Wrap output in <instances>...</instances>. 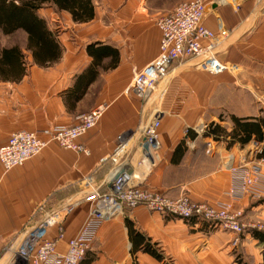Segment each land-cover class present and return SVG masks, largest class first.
Instances as JSON below:
<instances>
[{
  "label": "crops",
  "instance_id": "0c3cea01",
  "mask_svg": "<svg viewBox=\"0 0 264 264\" xmlns=\"http://www.w3.org/2000/svg\"><path fill=\"white\" fill-rule=\"evenodd\" d=\"M185 1L166 0L160 8L169 13ZM93 3L95 17L87 23H76L70 13L53 7L39 11L61 46V57L46 66L34 64L25 32L7 36L0 31V146L17 132L73 126L85 111L105 106L97 125L79 140L86 152L51 143L21 167L5 170L0 163V264H13L25 233L43 217L38 212L43 204L49 208L75 206L65 219V236L57 243L58 252L65 254L68 240L79 233L93 208V202L86 199L85 184L90 179V186L105 189L118 136L150 118V113L142 114V102L125 91L135 70L159 54L162 34L150 13L155 8L153 0ZM205 5L204 25L215 33L227 31L215 44L228 69L211 74L199 69L196 60L173 64L161 116L157 165L137 167L135 184L171 198L186 195L196 203L231 205L234 211L243 212L244 222L264 223V198L231 197L232 174L227 167L233 157L234 166L259 165L264 175V158H259L264 138L256 141L253 135L242 145L239 138L244 133L235 123L264 121V0H205ZM105 6L120 10L113 20L111 40L99 13ZM14 36L19 40L10 42ZM97 42L118 50L119 56L116 63L113 57L103 60L85 95L71 106L66 93L93 60L87 46ZM14 47L24 58L20 52L14 54L12 67L1 51ZM211 125H219L223 135L212 134ZM202 126L207 129L198 134ZM127 219L157 245L163 261L142 251L133 254ZM49 234L54 237L56 228ZM233 238V233L205 221H186L141 206L104 223L81 264H166L168 260L174 264H237L230 245ZM241 249L245 263L264 264V243L252 231L244 234Z\"/></svg>",
  "mask_w": 264,
  "mask_h": 264
},
{
  "label": "built area",
  "instance_id": "2783aa9c",
  "mask_svg": "<svg viewBox=\"0 0 264 264\" xmlns=\"http://www.w3.org/2000/svg\"><path fill=\"white\" fill-rule=\"evenodd\" d=\"M224 1L220 0L221 3ZM205 9V0H187L157 19L156 25L162 34L159 54L146 67L135 70L133 81L125 91L142 102V114L150 113V118L141 130L118 136L109 158L111 168L105 189L90 186V179L85 184L84 193L87 194L86 199L93 202V208L79 233L68 240L67 252L59 253L57 243L65 236L64 222L75 206L49 208L43 204L38 209L43 217L25 233L14 252L13 264H81L92 250L97 232L104 223L141 206L161 215L186 221H205L221 227L235 235L232 245H239L240 237L248 228L243 222L242 211H234L231 205L196 203L186 195L171 198L135 184L137 167L153 169L157 165L155 154L160 148L161 116L172 84L170 71L173 64L181 60H196L199 69L211 74H221L228 69L227 64L219 59L215 44L216 39L227 36V31L215 33L208 29L203 23ZM104 111L105 106H98L80 116L73 126L54 125L37 132L14 133L0 146V163L5 170L21 167L51 143L75 152H86L79 140L97 125ZM206 129L202 126L196 131L202 134ZM227 167L232 174L231 197L264 198V175L259 165L237 167L230 157ZM53 228L57 234L50 237Z\"/></svg>",
  "mask_w": 264,
  "mask_h": 264
},
{
  "label": "trees",
  "instance_id": "16d2710c",
  "mask_svg": "<svg viewBox=\"0 0 264 264\" xmlns=\"http://www.w3.org/2000/svg\"><path fill=\"white\" fill-rule=\"evenodd\" d=\"M51 7L59 12L66 11L70 13L76 23H87L95 17L93 0H0V31L7 36L18 31L25 32L28 36L27 49L32 55L34 64L39 66L49 65L51 61H57L61 57V46L55 34L49 28L47 21L39 15L40 10ZM19 52L21 57L24 58L17 47L4 49L1 51V55L8 62L10 59V64L14 67L16 64L14 54H19ZM87 53L93 59L91 64L76 77L73 88L66 93V101L71 106H74L85 95L89 85L96 78V68L102 65L103 60L113 57L114 63H116L115 60L119 56L118 50L100 42L88 45ZM235 123L244 133V136L239 138L242 145L249 143L253 135H255L256 141L263 140L264 121L235 120ZM212 127L213 129L209 130L212 134L218 137L223 135L224 130L219 125H211L210 128ZM233 137H236V135L234 134ZM259 158H264V150ZM126 224L133 244V254L142 251L150 254L158 261L164 260V256L156 244L151 243L150 239L137 232L130 220L127 219ZM251 231L260 242L264 243V231L256 229ZM240 264L247 263L241 261Z\"/></svg>",
  "mask_w": 264,
  "mask_h": 264
},
{
  "label": "rangeland",
  "instance_id": "374dc122",
  "mask_svg": "<svg viewBox=\"0 0 264 264\" xmlns=\"http://www.w3.org/2000/svg\"><path fill=\"white\" fill-rule=\"evenodd\" d=\"M164 3H166V0L165 1L164 0H153V7H155V8L150 9V13L153 16V19H155V21H157V19L161 15H164V14L167 13V11L162 10V8H160V7L164 6ZM142 6H143V4H141V6H140L141 7L140 8L141 12H142ZM156 7H159V8H156ZM46 9L47 8H44L43 9L44 11H41V13H44ZM119 11L120 10H117V9L116 10L115 9L112 10L110 8H107L106 6L101 8V9H99V13L101 14V17L104 19L103 26L104 27L105 26L109 27L108 28L109 32H107L109 34V37H107V38H109L110 40L112 38V34H111L112 29H111V27H114L113 26V22H114L113 20L117 19V16H120V12ZM56 17L57 18L58 17L62 18L61 15H56ZM115 31H117V30H115ZM72 39H73V37H72ZM8 40H10V42H14V41L17 42L19 40V37L18 36H16V37L14 36V37H11V39H8ZM0 42H1V39H0ZM188 95L190 96V94H188ZM86 107H87V105L84 106L83 109L86 110L87 109ZM89 111L90 110H87L84 113L85 114H87L86 112L90 113L91 111L90 112ZM82 115H84V114H82ZM146 120H147V118H144L143 120H141L142 122H139V124H138L137 128L134 130V132L141 130V128H143L145 126ZM245 223L248 225V228L246 229L244 234L250 232L251 230H255V229L259 230V231H264V223L257 222V221L256 222H252V223H250V222H245ZM259 227H261V229ZM244 234L240 237L239 245L237 247H234L232 245L233 240L235 238V235H234V238L232 239L231 244H230L231 247H232V253L235 256V261L237 262V264H240L241 261L245 262L244 255H243L242 249H241V245H242ZM166 264H174V262L172 260H168V262H166Z\"/></svg>",
  "mask_w": 264,
  "mask_h": 264
}]
</instances>
